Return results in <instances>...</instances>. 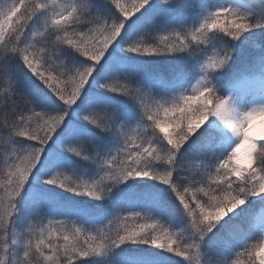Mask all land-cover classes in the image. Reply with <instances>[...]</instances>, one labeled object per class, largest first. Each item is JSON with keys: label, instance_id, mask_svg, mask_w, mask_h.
Returning a JSON list of instances; mask_svg holds the SVG:
<instances>
[{"label": "snow or ice", "instance_id": "6c2138e0", "mask_svg": "<svg viewBox=\"0 0 264 264\" xmlns=\"http://www.w3.org/2000/svg\"><path fill=\"white\" fill-rule=\"evenodd\" d=\"M257 121L264 0H0V264H264Z\"/></svg>", "mask_w": 264, "mask_h": 264}, {"label": "bare ground", "instance_id": "6f19581e", "mask_svg": "<svg viewBox=\"0 0 264 264\" xmlns=\"http://www.w3.org/2000/svg\"><path fill=\"white\" fill-rule=\"evenodd\" d=\"M254 134L257 136V138L260 135H264V121H257V123L254 127ZM249 151H250V145L249 144H243V145H241L238 152L247 157V154Z\"/></svg>", "mask_w": 264, "mask_h": 264}, {"label": "rangeland", "instance_id": "374dc122", "mask_svg": "<svg viewBox=\"0 0 264 264\" xmlns=\"http://www.w3.org/2000/svg\"><path fill=\"white\" fill-rule=\"evenodd\" d=\"M238 156L241 158L242 161H244L245 163H247V157L246 156L240 154L239 152H238Z\"/></svg>", "mask_w": 264, "mask_h": 264}, {"label": "trees", "instance_id": "16d2710c", "mask_svg": "<svg viewBox=\"0 0 264 264\" xmlns=\"http://www.w3.org/2000/svg\"><path fill=\"white\" fill-rule=\"evenodd\" d=\"M126 2H130V0H126ZM175 246V245H174ZM179 259V258H178Z\"/></svg>", "mask_w": 264, "mask_h": 264}]
</instances>
